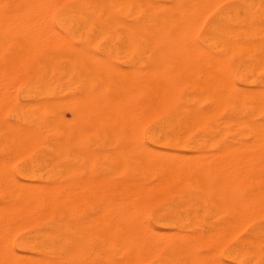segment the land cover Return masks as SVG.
I'll use <instances>...</instances> for the list:
<instances>
[{"label":"bare ground","instance_id":"6f19581e","mask_svg":"<svg viewBox=\"0 0 264 264\" xmlns=\"http://www.w3.org/2000/svg\"><path fill=\"white\" fill-rule=\"evenodd\" d=\"M219 1L0 0V264L22 263L12 249L21 230L18 245L46 256L95 254L104 264H150L154 258L157 264H179L185 257L194 264L197 249L188 244L191 238L183 230L189 225L182 218L162 219L161 227L177 232L166 234L146 217L150 204L167 197L181 177L208 189L239 188L238 180L254 181L258 188L243 204L231 188L232 195L223 187L227 194L212 192L216 214L227 217L210 227L216 244L230 241L245 221L259 216L264 208V27L255 16H264V0H241L221 13L199 43L198 22ZM136 51L152 52L148 69L136 66ZM171 67L203 68L201 94L179 96ZM232 68L256 78H244L238 87L229 75ZM149 121L154 124L144 138ZM223 127L244 140L246 155L237 156L245 171L224 170L220 163L222 171L231 172H221L228 175L224 178L216 164L217 172L204 168L210 161L206 155L177 153L179 146L221 142L216 136ZM196 132L211 136L191 137ZM182 158L194 165L187 161L186 166ZM191 202L187 205L196 203ZM225 257L234 264H259L264 227L226 249ZM220 261L215 260L225 264ZM46 263L51 264L47 257Z\"/></svg>","mask_w":264,"mask_h":264},{"label":"rangeland","instance_id":"374dc122","mask_svg":"<svg viewBox=\"0 0 264 264\" xmlns=\"http://www.w3.org/2000/svg\"><path fill=\"white\" fill-rule=\"evenodd\" d=\"M221 1H223V0H220L219 2L220 3H216L217 5V7L215 6V8L212 6V8H213V10H208V11H211V12H208V11H206V14L205 15H203L204 16V19H202L203 18V16H202V18H201V20H203V21H199L198 22V24H200L199 25V29L197 28V32H196V35H197V41L199 42V43H201V41H202V38L207 34V32H208V30H209V27L213 24V23H215V22H217L218 21V18H219V15L221 14V13H224V12H227L231 7H233L234 5H237V4H239L240 2H241V0H224V2H221ZM137 4H136V6L134 7V11H135V13H136V21H138V12L142 9V8H139V6H138V1L136 2ZM137 8V9H136ZM211 8V7H210ZM211 8V9H212ZM208 12V13H207ZM141 15V14H140ZM206 16V17H205ZM255 18H256V21H257V23L258 24H260L261 26H260V28L261 27H264V16H255ZM263 31H259V33L261 34ZM139 52H141V51H139ZM146 51H144V53H142L141 55H139L138 54V51H136V54H135V57H136V59L138 60V59H140V62H138L137 64H136V66L137 67H139L140 69L142 68V70H146V69H148V68H146V66L148 67L149 66V62H148V60H149V53H152V52H147V54L145 53ZM212 55H218V54H216L215 52H212L211 53ZM151 55V54H150ZM153 55L156 57V55H157V53H153ZM140 57H142V58H140ZM146 58V59H145ZM146 63V64H145ZM139 64H141L140 66H138ZM125 66H124V64L122 63V68H124ZM171 68L172 69H174L175 71H171ZM170 68V70L169 71H171V72H174L173 73V75H175L174 77H176V78H174V77H172L173 79V81L177 84V92H178V95L179 96H181V97H190V96H198V95H200L201 94V91H199L197 88H198V86L202 83V82H204L205 81V79H206V76H202V73H204V69L202 68V71H201V69H199V68H192V67H190V68H186V67H179V68H181L180 70L178 69V67H171ZM182 69H183V71H182ZM187 69V70H186ZM195 69V70H194ZM197 69V70H196ZM191 70H193L195 73H197V74H195V73H193V71H191ZM176 71H178V73L176 72ZM197 71H199V72H197ZM229 71H231V72H229L230 74L229 75H231L230 76V78H231V80L233 81V83L234 84H236V86H238V87H242L243 86V80H244V78H246L247 79V81L249 82L251 79H254V78H256V76L255 75H247V77L246 76H244V75H242V73L240 72V71H238V70H236V69H234V68H232V69H230ZM182 74H181V73ZM235 72V73H234ZM184 73H185V75H184ZM188 73V74H187ZM180 74H181V77H179L180 76ZM201 74V75H200ZM186 75H188V76H186ZM204 75V74H203ZM200 76H201V78H200ZM240 76H242L243 78L242 79H239L238 77H240ZM249 76V77H248ZM251 76H252V78H251ZM262 76H264V73L262 74ZM183 77H185V78H183ZM187 77V78H186ZM196 77V78H195ZM202 78H203V80H202ZM237 78V79H236ZM176 79V80H175ZM185 79V80H184ZM187 79V80H186ZM194 79H196V80H194ZM189 80V81H188ZM178 81V82H177ZM180 81H181V83H180ZM187 82V83H186ZM193 82V83H192ZM197 82H198V84H197ZM192 83V84H191ZM200 83V84H199ZM179 84V85H178ZM181 84V85H180ZM184 84H185V86H184ZM197 86H195V85ZM147 85H148V83H147ZM146 85V92L147 93H151L150 92V90H149V92L147 91L148 89V86ZM189 87H188V86ZM196 87H194V86ZM193 87H194V89H196L195 91H194V89H193ZM149 88H150V85H149ZM187 88H188V90H187ZM193 89V90H192ZM191 90V91H190ZM21 91H22V86H21ZM197 91V92H196ZM146 92H143V94L145 93V94H147ZM144 97H142L141 99L139 98V102L140 103H143L144 102ZM206 107V105H203V106H201V108H205ZM154 124V121H149L148 123H145V125H144V127H143V136H144V138L147 136V133H148V130H149V128L152 126ZM232 129H230L229 127H223L222 129H221V132H219V134L216 136L218 139H220V140H222L221 142H219V143H213V144H208L206 147L205 146H202V147H196V148H192V147H184V145L183 146H179L178 147V151H177V153H179L180 154V156H182L183 154H185V156H186V154L187 155H195V154H197L198 156H205L204 157V160L206 161V160H210L211 161V159H212V157H215V155H217V153H219L217 156H216V159L219 157V159H217V161L216 160H214V159H212V163H214L213 161H216L213 165H211L210 163V161L209 162H207L206 161V163L208 164L209 163V165H207L205 162H202L203 164H204V168H205V165H206V168H208L209 166L211 167H209V171H211V172H217V171H219V169H220V174L223 176V174L224 173H226L225 171H222L221 169H222V165L221 164H223V163H225V164H223V168L224 167H226V168H224V170H231V169H233L234 170V168L236 167V169H235V172L236 173H240V172H242V169H243V171H245V168L244 167H246L244 164H243V162H245V161H242L243 160V157H244V155H246V153H245V149L243 148V146H242V143L244 142V140L242 139V138H240V137H238L237 135H236V133L232 130ZM228 131V132H227ZM231 131V132H230ZM190 135H192L191 137H193V138H198V137H200V136H205V137H207V135L208 136H211V133H203V132H196V133H191ZM209 137H207V139H208ZM229 138H230V140H229ZM238 142V143H237ZM236 143V144H235ZM227 145V146H226ZM228 145H234V146H232V149L230 148V146L228 147ZM241 146V147H240ZM218 147V148H217ZM226 147H228L227 149H225ZM234 147L235 148H238V147H240V148H238V149H236V152L234 151L235 149H234ZM219 148L222 150H220L219 151ZM223 148V149H222ZM228 149H230V151L228 150ZM234 149V150H233ZM241 149H244V150H241ZM227 150H228V152H227ZM230 155V157H229V155L226 153V152ZM232 151H234V153L232 152ZM238 151V152H237ZM244 153H243V152ZM206 152V153H205ZM212 152H213V154H212ZM216 152V153H215ZM223 152V153H222ZM204 153V154H203ZM215 153V154H214ZM225 157L224 158V160H223V156H221V154ZM232 153L234 154V155H232ZM237 153H239V154H237ZM242 153V154H241ZM182 154V155H181ZM200 154V155H199ZM202 154V155H201ZM207 154H211L212 156H208ZM196 155V157H194L193 159H192V161L194 162V159H196L198 156ZM228 155V156H227ZM234 156V158L233 159H235V160H232V156ZM237 155H242V162L239 160L238 161V158H239V156H237ZM184 156V155H183ZM228 157V159H227V157ZM209 157L211 158V159H209ZM187 157H185V159H186ZM208 158V159H207ZM182 159H184V158H182ZM185 159L183 160L184 162L183 163H185V165H186V163H187V161L188 160H186L185 161ZM187 159H189V157L187 158ZM191 159V158H190ZM203 160V161H204ZM220 160H221V162H220ZM199 161H202V159L201 160H199ZM237 161H238V163L240 164H237ZM181 162H182V160H181ZM188 162H190V160L188 161ZM193 162H190L191 163V165H192V163ZM196 160H195V165L197 166V164H196ZM217 162H219V166H218V163ZM182 163V164H183ZM190 163H187V165L186 166H189L188 164H190ZM221 163V164H220ZM199 164H201V163H199ZM217 165L216 166V168H217V171H215L216 170V168H215V170H214V165ZM232 164V165H231ZM184 165V164H183ZM193 165H194V163H193ZM192 165V166H193ZM220 165H221V167H220ZM225 165V166H224ZM230 165H231V167H230ZM208 166V167H207ZM213 166V167H212ZM228 166V167H227ZM242 166V167H241ZM200 167V166H199ZM220 167V168H219ZM200 168H202V167H200ZM247 168V167H246ZM212 169H213V171H212ZM237 169H238V171H237ZM239 169H240V171H239ZM206 170H208V169H206ZM233 170H231L232 172H234ZM221 172H224V173H221ZM220 174H219V176H220ZM226 174H231V172H227ZM225 174V175H226ZM222 176H220V178L222 177ZM216 177H217V175H216ZM224 177V176H223ZM222 177V178H223ZM225 177H227L228 178V175H226ZM224 177V178H225ZM229 177H231L230 175H229ZM181 178H183L184 180H186L185 179V177H181ZM218 178V177H217ZM183 179H181V180H179V182H181V183H175L176 185H174L175 187H173V185H172V187L175 189H173L172 187H170L169 186V189H168V191L165 193V195L167 196V197H162L163 198V200H162V198H160V200H158L157 199V201H156V199L152 202L153 204H150V206H149V208H148V210H146V217L148 218V220H149V222L153 225V226H155V227H157L159 230H162L163 232H165L166 234L167 233H169V232H172V231H174L175 233H177L175 230H173L172 228H163V227H161V224H162V219H164V218H166V217H171V219H172V217H174V216H176V217H180V218H182L183 219V221H184V223H186L187 225H189V227L188 228H186V229H184L183 230V233L185 234V235H188V237H189V239H190V241L188 242V244L191 242V244H190V246L192 247V250H194V252H195V250L197 249V253H196V255H197V257H198V260H197V262L196 263H194V264H206V263H208V264H211V263H213L214 264V262H215V260H221L220 262H222L223 261V263H227V264H234V263H231V262H229L227 259H226V257H225V252H226V249H228L229 247H234V246H236L240 241H243V240H246V239H248V238H250L251 237V235L253 234V232L255 231V230H257V229H259V228H261V226L262 227H264V208L262 209L263 210V212H262V210H260V212H258V213H260L259 214V216L258 215H256V216H254L253 215V217L254 218H251V217H249V218H251V219H254V221L253 220H251V219H249L247 222L245 221V223H247L246 225L244 224V226H245V228H243V225H242V228H241V231H238V229L236 230V234H235V232L234 233H232V235H230L229 236V238H230V241H229V239L227 240V241H219V242H217L218 244H216V242H214V240H213V238L212 237H210V231H212L211 230V226H221L222 224H223V222H226L227 220V217L226 216H219V215H217L216 214V209L218 210L219 208H216L215 206L214 207H212L213 205L211 204L212 203V199H211V197H212V192H217L216 191V189L217 188H212L213 186H215V185H212L209 189L208 188H206V187H204V186H202V185H199V187L198 186H195V184H193V182H191V180L190 181H188V179L186 180V181H188L187 183L189 184V186L187 185V183H184V180ZM218 180V179H217ZM220 180V179H219ZM239 181H241V180H238L237 182V184L236 185H239V188H238V186H236V187H231L230 185H226L225 187L224 186H221V188H222V190L224 191V189H225V191L227 190V193H229V194H231V193H233V191L231 190V189H233L234 191H235V193H236V196H237V201L239 202L240 201V203H241V201H242V203L241 204H243V201H245V200H247L249 197H251L252 195H255V194H257L258 193V188L257 187H255V185L253 184L254 183V181H251V182H248L247 183V181H246V183H240V184H243V185H240L239 184ZM243 181V180H242ZM189 182H191V183H189ZM244 182V181H243ZM151 183L153 184V185H155L156 184V180L155 179H152L151 180ZM219 183V182H218ZM251 183V184H250ZM184 184V185H183ZM186 184V185H185ZM254 186H253V185ZM192 185V186H191ZM247 185H249L248 187H246ZM252 185V186H251ZM191 186V187H190ZM227 186H228V188L231 190H229L228 188H227ZM241 186H242V188H241ZM104 188H105V186H103ZM189 187V188H188ZM195 188V191H193L194 190V188ZM200 187H202L204 190H202L203 191V193H202V191H201V188ZM170 188H172L173 189V191H171V189ZM197 188H198V190H197ZM211 188H212V191H211ZM220 187H218V189L217 190H221V188L219 189ZM244 188V189H243ZM106 189H107V186H106ZM192 190V192H191V190ZM199 189H200V191H199ZM207 189V190H206ZM213 189L215 190V191H213ZM208 190H210L209 191V194L207 193L208 192ZM220 191L221 193H225V194H227L226 192H223V191ZM256 190V191H255ZM171 191V192H170ZM175 191H177V192H175ZM198 191V192H197ZM237 192H239V194L237 193ZM172 193V194H171ZM202 193V194H201ZM205 193H206V195H205ZM204 194V195H203ZM250 194H251V196H250ZM164 195V196H165ZM177 195V196H176ZM193 195H195V197L193 196ZM198 195H200V197L202 198H200ZM208 195V197H206ZM209 195H211V196H209ZM232 195V194H231ZM238 195L241 197H238ZM169 196V197H168ZM204 196V197H203ZM247 196H248V198H247ZM197 197H199V199L197 198ZM206 197V198H205ZM166 198V199H165ZM195 198H197L198 199V201H197V199H195ZM203 198L205 199V200H203ZM209 198V199H208ZM180 199H181V201H180ZM239 199V200H238ZM245 199V200H244ZM204 201V202H201V201ZM208 200V201H207ZM209 200H210V202H209ZM191 201H193V203H195V205L194 204H192V206H190V205H187V204H189ZM237 201H236V203H237ZM198 202H200V203H198ZM208 202V203H207ZM155 203V204H154ZM192 203V202H191ZM190 203V204H191ZM204 203V204H203ZM239 203V204H240ZM184 204V205H183ZM198 204H200L201 205V207L199 208V206L200 205H198ZM203 204V205H202ZM210 204V205H209ZM227 206L229 205H231V203H225ZM238 204V203H237ZM167 205H169V207H173L172 209H171V211H170V208H168L167 210L166 209H164V207H166ZM182 205V206H181ZM206 205V206H205ZM178 206V207H177ZM228 206V207H229ZM176 207L178 208V209H176ZM183 207V208H182ZM162 208V209H161ZM194 208H196V209H194ZM199 208V209H198ZM213 208V209H212ZM174 209V210H173ZM201 209V210H200ZM211 209V211L214 213H210L209 212V210ZM220 209H222V207L220 208ZM223 209H225V206H223ZM206 210V211H205ZM160 211V212H159ZM167 211V212H166ZM172 214V215H169V214ZM201 213V214H200ZM257 213V214H258ZM190 216H189V215ZM213 215V217H211L212 215ZM163 215H164V217H163ZM210 217H209V216ZM263 215V216H262ZM218 216V217H217ZM258 216V217H257ZM191 218V219H188V218ZM209 217V218H208ZM212 218H214V219H212ZM223 219H225V221H223ZM248 218H246V220H247ZM187 220V221H186ZM188 220H190L189 222H188ZM199 220H201V222H199ZM204 220V221H203ZM211 220V221H210ZM220 220V221H219ZM206 221V222H205ZM205 222V223H204ZM244 222V221H243ZM250 222V223H249ZM189 223V224H188ZM204 223V224H203ZM249 223V224H248ZM241 224H243V223H241ZM200 226H201V228H200ZM239 227H241V225L239 226ZM238 227V228H239ZM173 232V233H174ZM173 233L171 234H169V235H172L173 236ZM174 233V234H175ZM182 233V234H183ZM238 233V234H237ZM200 235V237H199V235ZM191 235H193V236H191ZM197 236V238H195L196 236ZM201 235H202V238H201ZM203 235H204V237H203ZM24 236V232H23V230H21V231H19V232H16L15 234H14V237H15V241H14V244H13V246H12V249H13V251L17 254V255H19V256H21V264H23L24 263V261H25V256H27L26 257V259H28V261L26 260V262H28V263H26V264H31L32 262H33V264H36L37 262H39V263H37V264H40V263H43V264H47L46 263V257H47V262L48 263H51V264H58V262H59V264H104V263H108L106 260H104L103 261V259H99L98 257H97V255H95V254H91V255H89L88 256V254H81V255H74V256H72V257H69V256H62V257H60V258H58L59 256L58 255H56V256H58V257H56V256H46L44 253H40V252H38V254H37V251H34V250H32V249H28V248H25V247H28V246H22V244H21V247L18 245V241L17 240H19L20 238H22ZM191 236V237H190ZM195 236V237H194ZM19 237V238H18ZM233 237V238H232ZM205 238H207V239H205ZM211 238V240H209ZM188 239V240H189ZM195 239H197L196 241H195ZM243 239V240H242ZM203 240H204V242H203ZM207 240H208V242H207ZM200 243L199 245H197L198 243ZM210 242V243H209ZM227 242V243H226ZM223 243H225L224 245H223ZM205 245V246H204ZM218 245V246H217ZM210 247V248H209ZM219 247V248H218ZM200 248V249H199ZM26 250V251H25ZM28 250V251H27ZM215 250V251H214ZM217 251V252H216ZM209 252V253H208ZM216 252V253H215ZM220 252V253H219ZM224 252V253H223ZM40 253V254H39ZM205 253V254H204ZM212 253V254H211ZM215 255H217L218 253V255L217 256H215ZM206 254H208V256L206 255ZM30 255V256H29ZM43 255V256H42ZM209 255H211V256H209ZM23 256H24V258H23ZM45 256V257H44ZM74 257V258H73ZM87 257V258H86ZM207 257V258H206ZM211 257V258H210ZM216 257H218L217 259H216ZM30 258V259H29ZM38 258V260H37V262L35 261L36 259ZM56 258V259H55ZM62 258H64L63 260H60V259H62ZM68 258V260L70 259V261H68V260H66V259ZM203 258V259H202ZM208 258H210V259H208ZM41 259V260H40ZM59 259V260H58ZM181 259V260H180ZM179 259V261L178 262H180L181 264H182V262L183 263H185L186 262V264H188V262H187V260H185V257H181ZM212 259V260H211ZM23 260V261H22ZM84 262H83V261ZM121 260V258H115L114 260H113V262H116V261H120ZM29 261H31V263L29 262ZM41 261V262H40ZM73 261V262H72ZM214 261V262H213ZM263 261V262H262ZM35 262V263H34ZM57 262V263H56ZM61 262H63V263H61ZM76 262V263H75ZM88 262H90V263H88ZM157 262H159V260H158V258H154V259H152L151 260V262H150V264H157ZM179 263V264H180ZM25 264V263H24ZM138 264H149V262H145V261H141L140 263H138ZM215 264H216V262H215ZM259 264H264V257L263 258H261V260H260V262H259Z\"/></svg>","mask_w":264,"mask_h":264}]
</instances>
